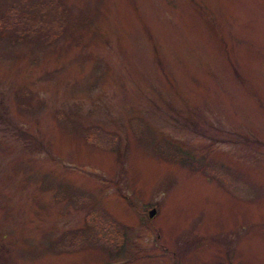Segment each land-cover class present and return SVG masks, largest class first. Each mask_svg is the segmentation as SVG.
Instances as JSON below:
<instances>
[{"label": "rangeland", "instance_id": "rangeland-1", "mask_svg": "<svg viewBox=\"0 0 264 264\" xmlns=\"http://www.w3.org/2000/svg\"><path fill=\"white\" fill-rule=\"evenodd\" d=\"M0 23V264H264V0Z\"/></svg>", "mask_w": 264, "mask_h": 264}, {"label": "trees", "instance_id": "trees-1", "mask_svg": "<svg viewBox=\"0 0 264 264\" xmlns=\"http://www.w3.org/2000/svg\"><path fill=\"white\" fill-rule=\"evenodd\" d=\"M16 6H18V5H16V4H14V5H12V6H10L8 9H7V15H4L3 16V19H9L10 21H11V19H13L14 18V20L12 21V22H9L10 23V25H13V24H16V25H18V26H21V25H23L24 23H26V19H25V17L23 16V15H21V16H17V10H16ZM11 18V19H10ZM15 21V22H14ZM16 22H19V23H16ZM2 27H4V24L2 23H0V28H2ZM117 241V240H116ZM119 241H117V243H118Z\"/></svg>", "mask_w": 264, "mask_h": 264}, {"label": "water", "instance_id": "water-1", "mask_svg": "<svg viewBox=\"0 0 264 264\" xmlns=\"http://www.w3.org/2000/svg\"><path fill=\"white\" fill-rule=\"evenodd\" d=\"M153 212H154V209H153V208H150V210H148V215H149V216L152 215Z\"/></svg>", "mask_w": 264, "mask_h": 264}]
</instances>
